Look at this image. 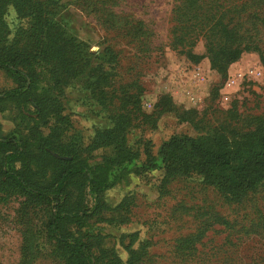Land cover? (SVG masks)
<instances>
[{
  "label": "rangeland",
  "instance_id": "obj_1",
  "mask_svg": "<svg viewBox=\"0 0 264 264\" xmlns=\"http://www.w3.org/2000/svg\"><path fill=\"white\" fill-rule=\"evenodd\" d=\"M37 1L48 10L46 19L72 41L68 50L75 64L69 73H80L55 83L52 65L40 63L35 53L32 93L54 99L57 113H39L31 99L27 106L0 100V137L23 142L32 156L25 176L36 186H50L66 167L42 153L44 144H59L63 154L50 153L60 160L90 167L109 160L112 165L102 192L92 197L84 185L70 182V203L62 205L34 198L9 182L0 158V264H83L49 231L48 220L61 208L76 213L63 226L81 239L91 264H264V184L231 203L194 172L162 179L157 155L170 136L204 134L227 121L233 107L239 118L230 126L247 129L245 119L264 115V6L257 7L253 19L259 46L219 72L209 63L201 35L178 33L193 41L189 53L174 45L175 0ZM215 1L220 6L211 11L227 19L231 0ZM12 2L0 0V45L15 50L35 42L36 26ZM203 2L198 0L200 14L207 7ZM236 7L245 14L250 6ZM127 25L132 33L123 30ZM93 76L100 97L86 83ZM130 82V90L139 87V109L146 117L126 132L124 144L132 153L120 164L127 158L120 149L95 148L87 138L96 127L111 125L118 112L115 97ZM15 86L0 69V91ZM161 99L167 111H158ZM146 150L154 166L142 168ZM72 179L79 182L77 175ZM198 235L191 246L183 243Z\"/></svg>",
  "mask_w": 264,
  "mask_h": 264
},
{
  "label": "trees",
  "instance_id": "obj_2",
  "mask_svg": "<svg viewBox=\"0 0 264 264\" xmlns=\"http://www.w3.org/2000/svg\"><path fill=\"white\" fill-rule=\"evenodd\" d=\"M215 0H205L203 6H207L202 11V6L198 0H175L172 9L173 20L176 23L174 32L176 41L183 52L189 53L193 41L183 38L181 34L201 35L204 41L205 52L212 68L223 72L227 64L236 60L239 55L246 50H254L259 46V36L254 28V18L257 16V7L264 6V0H231L229 16L223 13L215 14ZM202 3V4H203ZM13 7L18 14L30 20L35 27L33 36L35 42L21 44L14 49L3 48L0 45V69L7 72L16 81V86L0 91V100H12L23 106L28 105V99L36 103L33 109L39 113L53 111L57 113L56 101L48 95L33 94L31 82L34 76L32 68L33 56L39 55L42 62L51 64L53 81L57 83L64 78H74L76 74L73 70L75 59L69 54V43L71 40L65 39L58 26L46 19V7L39 6L37 0H13ZM215 6V7H214ZM236 6H250L243 12ZM246 10V11H245ZM1 14V13H0ZM136 26L135 30L137 29ZM125 33H132V26L123 28ZM183 32V33H182ZM38 48V51L34 50ZM70 48V47H69ZM99 77V76H98ZM94 76L87 79L86 83L93 85L90 92H95L97 97L102 95L101 89H96ZM102 77L100 79H105ZM56 85V84H55ZM132 82L123 84L120 94L115 97L117 101L115 115L111 116V125L102 129H96L91 137L87 138L88 144L93 143L94 147H107L120 149L119 153L123 157L118 163H123L131 157V150L126 147L125 134L134 121L140 122L146 114L139 109V87ZM103 103V102H101ZM158 111H167L166 102L161 99L157 104ZM239 115L234 107L226 112L220 124L208 130L204 134L197 136L172 135L164 141L157 150L158 158L162 164L164 180L172 179L176 176L189 173L198 174L202 180L213 185L228 201L239 203L245 198L248 192L255 190L264 184V115L248 117L246 123L249 128L242 129L234 125L230 126L231 120L238 119ZM232 122V121H231ZM49 149L46 151L45 149ZM59 144H44L41 147L42 153L54 164L66 166L62 169L56 181L44 188L29 182L25 176L28 167V159L32 156L25 150L23 142L14 137H0L1 162L4 166V176L18 188L24 190L34 198L48 201L54 199L56 202H69L70 182L77 183L79 188L84 185L87 194L95 197L98 192H102L107 176L111 168V162L106 160L93 166L86 164H73L71 160H60L54 158L50 152L60 153ZM63 154V153H60ZM147 159L141 167L154 166V157L146 150ZM136 156V155H134ZM31 157V158H30ZM31 163V162H30ZM31 165V164H30ZM139 173L135 171V174ZM77 175L79 182L72 181ZM115 179V178H114ZM84 182V184H83ZM72 187H75L73 185ZM95 199V198H94ZM76 217L64 208L59 209L48 220L49 231L58 241L68 245L74 257L80 258L83 264H91L90 254L80 238L65 230V221ZM198 236L186 237L183 243L191 246Z\"/></svg>",
  "mask_w": 264,
  "mask_h": 264
},
{
  "label": "water",
  "instance_id": "obj_3",
  "mask_svg": "<svg viewBox=\"0 0 264 264\" xmlns=\"http://www.w3.org/2000/svg\"><path fill=\"white\" fill-rule=\"evenodd\" d=\"M54 156H56V155L54 154Z\"/></svg>",
  "mask_w": 264,
  "mask_h": 264
}]
</instances>
